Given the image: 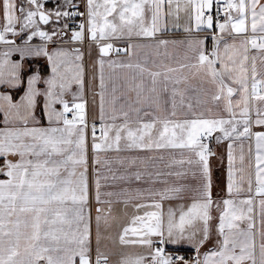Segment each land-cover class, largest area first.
Here are the masks:
<instances>
[{
  "label": "snow or ice",
  "instance_id": "6c2138e0",
  "mask_svg": "<svg viewBox=\"0 0 264 264\" xmlns=\"http://www.w3.org/2000/svg\"><path fill=\"white\" fill-rule=\"evenodd\" d=\"M0 264H264V0H0Z\"/></svg>",
  "mask_w": 264,
  "mask_h": 264
},
{
  "label": "crops",
  "instance_id": "0c3cea01",
  "mask_svg": "<svg viewBox=\"0 0 264 264\" xmlns=\"http://www.w3.org/2000/svg\"><path fill=\"white\" fill-rule=\"evenodd\" d=\"M183 35L184 34L182 32H173L172 34H170L166 38L179 40V39L183 38ZM86 60H87V57H86ZM226 167H227L226 157L224 159L223 164H221V162L218 159H213V161H212V174H213L214 188L216 185H218L222 181L226 182ZM94 230H95V228H94V224H93V232H94ZM113 231H115V230H113ZM168 247L172 248L173 246L169 245ZM183 252L189 253L188 251L182 249L181 253H183Z\"/></svg>",
  "mask_w": 264,
  "mask_h": 264
},
{
  "label": "built area",
  "instance_id": "2783aa9c",
  "mask_svg": "<svg viewBox=\"0 0 264 264\" xmlns=\"http://www.w3.org/2000/svg\"><path fill=\"white\" fill-rule=\"evenodd\" d=\"M181 254H183V255H185V256H188V254H185V253H181ZM190 255V254H189Z\"/></svg>",
  "mask_w": 264,
  "mask_h": 264
},
{
  "label": "trees",
  "instance_id": "16d2710c",
  "mask_svg": "<svg viewBox=\"0 0 264 264\" xmlns=\"http://www.w3.org/2000/svg\"><path fill=\"white\" fill-rule=\"evenodd\" d=\"M183 253L187 254V252H183ZM188 255H189V253H188Z\"/></svg>",
  "mask_w": 264,
  "mask_h": 264
},
{
  "label": "rangeland",
  "instance_id": "374dc122",
  "mask_svg": "<svg viewBox=\"0 0 264 264\" xmlns=\"http://www.w3.org/2000/svg\"><path fill=\"white\" fill-rule=\"evenodd\" d=\"M188 254V253H187ZM190 254V253H189Z\"/></svg>",
  "mask_w": 264,
  "mask_h": 264
}]
</instances>
